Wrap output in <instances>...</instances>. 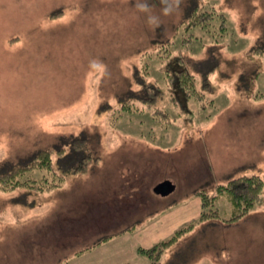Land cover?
Returning a JSON list of instances; mask_svg holds the SVG:
<instances>
[{"label": "rangeland", "instance_id": "obj_1", "mask_svg": "<svg viewBox=\"0 0 264 264\" xmlns=\"http://www.w3.org/2000/svg\"><path fill=\"white\" fill-rule=\"evenodd\" d=\"M145 2L0 0V172L42 149L58 173L82 155L99 159L52 192L0 188V264H108L105 245L92 249L127 225L148 248L189 222L161 264H264V189L225 224L198 221L195 195L240 176L264 181V0H147L159 27L136 10ZM196 2L222 12L226 30L216 21L176 38ZM190 34L197 42L184 46ZM175 67L195 75L203 100L191 81L190 100L173 94L164 70ZM144 80L153 104L137 99ZM77 138L80 152L70 148ZM168 179L175 191H150ZM215 207L232 216L226 197Z\"/></svg>", "mask_w": 264, "mask_h": 264}, {"label": "trees", "instance_id": "obj_2", "mask_svg": "<svg viewBox=\"0 0 264 264\" xmlns=\"http://www.w3.org/2000/svg\"><path fill=\"white\" fill-rule=\"evenodd\" d=\"M226 16L220 12L216 11L214 7L202 9L201 6L196 2L195 5L190 9L186 18L180 22L177 26V32L175 37L177 38L182 30L187 33L196 28H203L206 31H211L210 27L214 22H219V27L224 31L226 30ZM187 29V30H185ZM188 36V40H183V45L185 46L189 42V46L193 45L194 42H197V34ZM258 50L261 52L263 48L255 47L254 51ZM180 58L177 59L179 61ZM165 75H169L173 87V94L179 90L183 92V97L186 101L190 100L192 94L190 93L189 86L193 88V96L197 93L199 97L203 100L205 93L202 91L197 92L196 87L192 86V83L195 84V75L189 72L188 69L183 67H175L164 70ZM143 81L142 87L144 88L143 92H147V97L143 95L142 98H137L138 100H142L146 103L153 104V95L155 90L151 83ZM191 83L188 86V82ZM209 86L208 84H206ZM155 88V87H154ZM148 90V91H147ZM190 96V97H189ZM257 96V95H256ZM258 98H264L262 94L257 96ZM213 99L209 102L211 103ZM158 108V107H156ZM166 107L164 108V110ZM158 113L163 115L164 110L157 109ZM166 112V110H165ZM167 113V112H166ZM117 118V119H116ZM115 120L112 119L113 124L118 121L119 117H116ZM85 144V140L82 141L80 138L75 139L73 143H71L70 148L73 151L80 152ZM59 152V159H64L65 152ZM52 152L51 150H41L34 157H31L24 163H20L7 171L0 172V188H3L4 191H14L20 188H26L29 193L31 191H36L38 193L43 192H52L54 189L63 187L65 182V176L68 173H83L87 172V168L91 165L92 162L99 161L98 157H91L89 154L82 155V157L77 158L75 164H68L64 170L61 169V173L58 171L55 172L52 161ZM49 174L51 176H49ZM217 192L215 195L211 196L206 192H199L200 200H202V212L200 214L198 221H207V220H216L220 219L222 222H238L242 217L248 215L252 208L255 206L257 201L260 199V193L264 189V181L261 176L258 175H248V176H240L235 179L229 180L225 185H219L217 187ZM226 197L228 201L231 203L232 207V216L224 219L220 216L218 209L214 204L217 200H220V197ZM194 224H189L182 229L177 230L171 237V239L166 241H161L159 244H156L152 247L148 248H138V253L143 256H146L148 260H151V264H161L162 262V254L174 242L178 237L182 235V231L185 229H191ZM101 244V243H99ZM97 244V245H99ZM81 253V252H80ZM79 253V255H80ZM130 264V263H126Z\"/></svg>", "mask_w": 264, "mask_h": 264}, {"label": "crops", "instance_id": "obj_3", "mask_svg": "<svg viewBox=\"0 0 264 264\" xmlns=\"http://www.w3.org/2000/svg\"><path fill=\"white\" fill-rule=\"evenodd\" d=\"M168 181L171 182V183H173L169 179L168 180H161V181L153 184L152 186H150L149 189L151 188L150 191L153 192V194L155 196L161 195V194H158V193L156 194V192L154 191V189L157 187L158 184L163 183V182H168ZM219 185H222V184H217L216 187H218ZM203 190L204 189H201L200 191L198 190V191H196V194H195L197 196V198H199L198 199V202L200 204L199 217H200V214L202 212V211H200V210H202V200H200V197H199L198 194H199V192H202ZM173 191H175V186L174 185H173ZM172 192H170V193H172ZM148 194L140 193L141 196L147 197L148 199H150L151 196L148 195ZM179 207H181V206H179ZM175 209L176 208L171 207L170 210L176 211ZM219 221H221V220H219ZM187 224H190V222L189 223H186V224L183 223L182 224V227L183 226H186ZM205 224H209V223H205ZM130 226H133V227L130 228ZM134 227L135 226L133 224L132 225H127V227L124 230H121V231L113 234L112 236H107L106 237L107 239H103L101 242H99L101 244L99 245L98 248L95 247L94 249H92V253L91 254H95L94 252H97V253L100 252V248L102 247V245H105V247H106L105 249L108 252H107V256H104V257H106V260L108 261V264H126V263L136 264L133 260H137V259L135 257H133V255H134V253H136V254L138 253V249L137 248L140 247L141 245H138L137 244V240H136L137 239V235L135 233L137 229L135 230ZM182 227H180L179 229H181ZM179 229H177V230H179ZM140 230H144L145 232H147L146 231L147 230L146 228H142ZM99 243H97V244H99ZM148 262H149V260L147 262L145 260H143L139 264H149Z\"/></svg>", "mask_w": 264, "mask_h": 264}, {"label": "clouds", "instance_id": "obj_4", "mask_svg": "<svg viewBox=\"0 0 264 264\" xmlns=\"http://www.w3.org/2000/svg\"><path fill=\"white\" fill-rule=\"evenodd\" d=\"M181 0H173V4L176 7H179ZM135 8L138 12L143 13L144 15L148 16V20L147 23L151 26L154 27H159L160 26V22L158 21V19L156 18L155 15H153L152 13L154 12V7L152 5H150L147 0L145 3H136L135 4ZM163 15H170L171 14V9L168 7H165L163 9Z\"/></svg>", "mask_w": 264, "mask_h": 264}, {"label": "water", "instance_id": "obj_5", "mask_svg": "<svg viewBox=\"0 0 264 264\" xmlns=\"http://www.w3.org/2000/svg\"><path fill=\"white\" fill-rule=\"evenodd\" d=\"M156 194H161V195H167L170 192L173 191V185L171 182H163L157 185V187L154 189Z\"/></svg>", "mask_w": 264, "mask_h": 264}]
</instances>
